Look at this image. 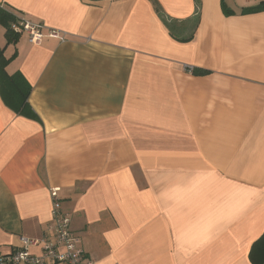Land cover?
Masks as SVG:
<instances>
[{
	"label": "crops",
	"instance_id": "0c3cea01",
	"mask_svg": "<svg viewBox=\"0 0 264 264\" xmlns=\"http://www.w3.org/2000/svg\"><path fill=\"white\" fill-rule=\"evenodd\" d=\"M157 1L167 22L153 0H0L63 37L32 44L14 31L7 45L0 23L6 71L30 84L38 116L0 95L4 253L53 235L56 189L94 264H253L264 235V11H241L264 0Z\"/></svg>",
	"mask_w": 264,
	"mask_h": 264
},
{
	"label": "built area",
	"instance_id": "2783aa9c",
	"mask_svg": "<svg viewBox=\"0 0 264 264\" xmlns=\"http://www.w3.org/2000/svg\"><path fill=\"white\" fill-rule=\"evenodd\" d=\"M16 33L26 34L32 44H40L46 38L63 40L61 33L48 29L44 23L31 22L23 17H17L13 25ZM193 71L192 67H186ZM53 199V235H47L40 241L20 238V246L10 253L0 249V264H94L79 247L80 239L71 229V219L61 210L58 190L51 192ZM41 245L42 254L30 252L32 246Z\"/></svg>",
	"mask_w": 264,
	"mask_h": 264
},
{
	"label": "trees",
	"instance_id": "16d2710c",
	"mask_svg": "<svg viewBox=\"0 0 264 264\" xmlns=\"http://www.w3.org/2000/svg\"><path fill=\"white\" fill-rule=\"evenodd\" d=\"M157 12L162 15L167 22V16L163 13L162 8H160L157 0H153ZM197 9L199 10L200 0H195ZM224 14L230 16L234 14L228 8L223 7ZM197 10V11H198ZM264 11V2L243 9L242 14H252ZM17 21V17L13 12L0 8V23L6 27V40L7 45L15 43L18 37V34L14 33L12 29V24ZM169 22V21H168ZM192 38V37H191ZM191 38L182 41H190ZM10 60L6 59L4 55V49H0V95L4 104L11 109L14 113L19 116L26 117L28 119L38 120L37 114L33 111L30 103L29 96L31 94V86L26 81L21 73H15L9 75L6 71V67ZM192 73L199 74H208L207 71L193 70ZM250 260L253 264H264V235L257 241L250 252Z\"/></svg>",
	"mask_w": 264,
	"mask_h": 264
}]
</instances>
